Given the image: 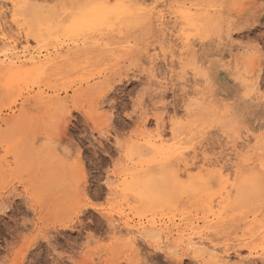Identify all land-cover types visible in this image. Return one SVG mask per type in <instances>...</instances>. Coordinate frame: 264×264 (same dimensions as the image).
Masks as SVG:
<instances>
[{"label": "snow or ice", "instance_id": "1", "mask_svg": "<svg viewBox=\"0 0 264 264\" xmlns=\"http://www.w3.org/2000/svg\"><path fill=\"white\" fill-rule=\"evenodd\" d=\"M8 11L11 19L0 18L4 48L0 56L18 52L16 45L27 53L30 41L39 47L47 34L57 39L58 47L76 45L62 57L63 63L53 61L52 67L76 80L92 79L98 72L103 83L86 98L83 108L73 97L59 104L46 122L47 173L39 183L30 188L24 176L13 175L11 163L0 171V216L15 207L18 186L28 193L29 208L34 210L54 177L66 209L55 224L80 233L67 243L59 233H31V239L46 242L50 253V259L33 264H90L86 257L93 242L98 252L111 249L124 257L119 264H264V225L259 237L241 245L246 258L237 249L240 259L224 261L201 243L207 239L203 234L197 240L166 232L163 226H144V219L165 201H145L141 187L154 184L212 197L230 184L245 192L248 202H254L258 192L264 210V0L191 4L186 0H11ZM116 34L127 40L111 45L108 38ZM148 35L155 39L149 40L146 51L141 41ZM13 63L3 80L6 106L16 98L17 88L23 91L25 83L34 88L49 67L36 72L22 61ZM68 86L66 79L64 87ZM181 99L184 115H172L168 141L153 144L155 133H150L143 145L138 143L146 119L155 113L158 130L161 114L167 118ZM257 104L259 131L250 126ZM107 105L111 107L104 111ZM81 114L92 128L87 141L84 133L74 130ZM117 114L121 118L114 124ZM104 138L114 142L117 151L105 146ZM4 155H10L7 148ZM125 204L133 211H127ZM93 213L103 219L97 223ZM133 214L140 217L139 224ZM117 215L128 217L121 223L129 231L113 236ZM80 240L85 241L83 246ZM91 264H96L95 258Z\"/></svg>", "mask_w": 264, "mask_h": 264}, {"label": "rangeland", "instance_id": "2", "mask_svg": "<svg viewBox=\"0 0 264 264\" xmlns=\"http://www.w3.org/2000/svg\"><path fill=\"white\" fill-rule=\"evenodd\" d=\"M150 1L135 0L137 3H149ZM10 2L11 0H5L4 3L6 5L3 3V10H5V15L9 19H11L10 12L8 11ZM50 2L56 3L57 0H50ZM59 2L72 3L73 0H59ZM186 2L190 4L203 3L205 0H186ZM241 2L253 3L254 0H241ZM150 39L154 40L155 37L148 35L142 38L141 42L145 45L146 51L149 50ZM126 40L127 36L122 37L116 34L108 38V43L116 45L120 41ZM29 43L31 44V49L42 52V55L50 54V59L53 58V61L60 63L64 62L62 57L68 54L69 48H76L75 44L68 43H64L62 47H58L57 39L49 37L47 34L40 41V44L43 45L38 47L35 40ZM80 47L83 48V45ZM1 50L2 46H0ZM150 50L155 51L156 49L155 47H151ZM72 55L74 57L77 56L75 51H73ZM78 58L82 59L83 57ZM228 58L232 59L230 55ZM93 60H96L95 56H93ZM64 72L58 71L50 65L46 72L49 78L45 74L43 76L44 78L42 77L34 88L28 83L24 84L23 91L17 88L15 91L16 98L9 101L7 106L5 105V100L8 94L3 86V80L5 78L0 75V157H3L0 160V171H3L11 163V166L15 169L13 175L16 178L24 176L30 188L39 183L47 173L45 165L48 162V156L46 146L43 144V137L47 132L46 122L53 118L57 106L64 101L71 102L73 97H75L80 101V107L83 108L86 98L90 97L91 93L97 88L103 87L98 72L92 79L80 80L71 79L72 74L66 71ZM66 79L69 80L68 87H64V81ZM117 87L124 88L125 86L118 85ZM40 92H43L42 95L44 97L46 94V100L39 98ZM110 107L111 105L104 106L103 110L108 111ZM255 109V118L251 119L250 126L259 131L260 125L257 121L261 119L260 105L257 104ZM173 114L176 116L184 115L182 99L178 108H172L168 112L167 118L161 114L162 124L166 130L171 123ZM120 118V115L117 114L113 121L114 124ZM123 119L127 120V117H123ZM128 123L133 124L132 121ZM143 127L146 131L141 132L136 137L138 143L142 145L148 139V134L155 133L156 135L157 133L155 113L146 119ZM74 130L84 133V139L86 141L92 135V128L82 114ZM128 131L131 132V128ZM103 143L113 151H117L114 142L109 143V140L104 138ZM144 146L146 147L147 145ZM5 148L8 149L9 156L4 155ZM95 151L96 149L93 147L92 152L95 153ZM177 166L181 167L182 165L178 164ZM104 176L107 178L106 172ZM98 179L99 177L96 178V180ZM51 183V188L46 191L42 200L35 203L34 210L29 208L28 193L22 191V186H18L17 191L20 194L15 196V207L9 215L0 216V264H25V262L27 264H33V261L50 259L46 242L40 239L30 238L31 233L36 231L59 233L66 243L79 238V231H76L74 234L72 228L60 227L55 224L57 215L63 213L66 209L62 204L63 197L55 189L54 177L51 178ZM230 186L229 184L226 187L228 191L224 189L222 191L224 193L219 192L209 197L204 193L196 191H168L154 184L147 187L141 185V187H144L145 201H150L154 198L165 201L160 210L153 211L151 216L144 219L143 224L148 228L156 227L157 229L163 226L166 232L171 230V232L180 237L187 234L195 238V236H201L203 234L207 238L204 240L205 242L216 244L219 249V256L227 253L229 255L228 259L234 262L240 259L237 255V249H239L240 253L246 258L248 255L247 250L241 245L250 243L254 236L259 237V230L264 225V210L261 209L258 192L253 197L254 202H248L245 192L232 187L230 188ZM221 200L224 202L222 203ZM222 206L225 208H222ZM124 208L127 211H133V209L128 208L127 204L124 205ZM218 212H220V215L217 217L218 219L222 217V221L215 218ZM93 215L97 217V223L103 219L99 213H93ZM122 219L127 220L128 217L125 216L122 218L119 215L114 217V220L117 222V227L111 230L113 236L118 235V231H121ZM132 219L139 224L140 217L133 214ZM29 220L35 223L26 224L25 222ZM251 224L252 229L248 230V225ZM64 233H67V235H63ZM104 235L107 236L108 233L105 232ZM79 243L83 246L85 241L80 240ZM42 244L45 245L43 248H41ZM93 258H95L96 264H114V262L115 264H119L120 261L125 259L118 253H114L111 249L96 251L94 242L92 251L86 259L91 264Z\"/></svg>", "mask_w": 264, "mask_h": 264}, {"label": "bare ground", "instance_id": "3", "mask_svg": "<svg viewBox=\"0 0 264 264\" xmlns=\"http://www.w3.org/2000/svg\"><path fill=\"white\" fill-rule=\"evenodd\" d=\"M5 0H0V18H2L3 15H5V10H3V3H4ZM152 2H154V0H151ZM150 1V2H151ZM5 4V3H4ZM6 5V4H5ZM7 7V6H6ZM7 9V8H6ZM2 22V21H0ZM0 46H2V50L1 51H4V48H3V42H0ZM45 44V43H44ZM40 45H43V44H40ZM15 47H17L19 49L18 52L16 53H12V52H9L8 55H7V58H5L4 56H0V75L4 78H5V73L7 72L8 69L10 68H13L14 67V63L13 61H22L23 64L27 67H30V68H33L36 72H39L41 71V69L48 65L50 66L51 63L53 62L52 59H50V54H46V55H42V52L40 51H37V50H33L31 48L28 49L27 53H25V51L23 50V46H19V45H16ZM41 58L42 61H41ZM56 58V57H55ZM59 58V57H58ZM58 60V59H57ZM52 67V66H51ZM54 71V70H53ZM49 73V71H48ZM65 73V72H64ZM47 75V74H46ZM50 75V74H49ZM48 77V75H47ZM47 77H45L47 79ZM44 78V77H43ZM49 78V77H48ZM46 81V80H44ZM47 82V81H46ZM49 82V81H48ZM31 88V87H30ZM27 89V88H26ZM43 92H40L39 94V98H41L42 100H46L47 97H46V94H45V97L42 95ZM51 104V103H50ZM1 122V121H0ZM163 121L162 119H160V123H159V129L157 130V133L156 135L153 137V139L151 140V143L155 144V143H161V142H167L168 139L171 137L172 135V132H171V123L168 125V129L166 130L164 127V125L162 124ZM156 125V123H155ZM167 128V127H166ZM156 129H157V126H156ZM194 155V154H193ZM234 174V173H233ZM235 175V174H234ZM233 175V177H234ZM235 179V178H234ZM227 187V186H226ZM226 187H225V191H228L226 190ZM231 188V186H230ZM228 189V188H227ZM182 191V190H180ZM184 191V190H183ZM230 192V191H229ZM224 193V192H222ZM144 194V193H143ZM229 194V193H228ZM226 195V194H225ZM225 197V196H224ZM228 199V198H227ZM187 200V199H186ZM224 200V198H223ZM223 200L222 203L224 202ZM220 204V202H219ZM221 205V204H220ZM225 205V204H224ZM190 207V206H189ZM219 207V206H218ZM217 208V207H216ZM222 208H225L222 206ZM221 208V209H222ZM219 210V209H218ZM223 210V209H222ZM220 212L217 213V215L215 216V218L218 219V215ZM222 218V217H221ZM221 218L219 217L218 220H221ZM153 221V220H152ZM222 221V220H221ZM219 222V221H218ZM152 225V224H151ZM155 226V225H154ZM121 227L122 229L120 228V230H123L125 233L127 231H129L128 228H124L122 223H121ZM252 229V224L251 225H248V230H251ZM247 230V229H246ZM247 230V231H248ZM120 232V231H118ZM116 235V234H115ZM195 239L199 240L200 239V236H195ZM201 243H203L205 245V247L209 248L210 251H215L218 253V247L216 246V244L214 243H211V242H205L204 240L201 241ZM229 255L227 253H224L223 255L221 254V256H219V259L221 260H224V261H230V259H228ZM232 260V259H231Z\"/></svg>", "mask_w": 264, "mask_h": 264}]
</instances>
